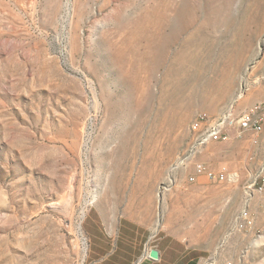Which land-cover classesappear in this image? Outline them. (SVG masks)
Returning <instances> with one entry per match:
<instances>
[{
    "label": "rangeland",
    "instance_id": "obj_1",
    "mask_svg": "<svg viewBox=\"0 0 264 264\" xmlns=\"http://www.w3.org/2000/svg\"><path fill=\"white\" fill-rule=\"evenodd\" d=\"M263 29L264 0H0V264H137L149 247L264 264V193L234 227L264 123H232L264 99ZM200 113L227 139L179 163ZM195 160L228 178L190 182Z\"/></svg>",
    "mask_w": 264,
    "mask_h": 264
},
{
    "label": "built area",
    "instance_id": "obj_2",
    "mask_svg": "<svg viewBox=\"0 0 264 264\" xmlns=\"http://www.w3.org/2000/svg\"><path fill=\"white\" fill-rule=\"evenodd\" d=\"M262 38L264 40V29ZM223 116V115H222ZM221 116L217 118H211L204 113L198 114L191 123V129L195 135L193 145L189 152L184 156L179 163H185L194 158V154L197 151V148L204 145L203 136L206 133V129L212 127L217 122ZM254 118H262V126H254ZM241 129H250L255 133H259L262 130L264 123V99L254 103L250 108V111H245L240 113L239 117L234 120V122ZM230 123V125L232 124ZM227 139V132L221 133L220 136L215 138V141ZM256 142V140H254ZM194 173L188 176V180L193 182L196 180L197 176L207 175L208 178L223 181L228 178V173L224 167H222L217 173L208 172L206 166L200 161L193 162ZM244 193H245V207L239 212L235 217L234 227L236 229L247 228L251 229L253 226V218L250 217L248 210L249 201L256 194L264 193V158L259 164L258 168L251 173L245 184H244ZM149 249H146L142 254V259L147 258ZM139 263V262H138ZM137 263V264H138Z\"/></svg>",
    "mask_w": 264,
    "mask_h": 264
},
{
    "label": "bare ground",
    "instance_id": "obj_3",
    "mask_svg": "<svg viewBox=\"0 0 264 264\" xmlns=\"http://www.w3.org/2000/svg\"><path fill=\"white\" fill-rule=\"evenodd\" d=\"M223 122H224V119H221L217 123H215V125H213L212 127H210L209 130H208V132L203 136V142L206 141L209 138H217L218 137V134L220 132L221 124ZM261 123H262V118H254V126H261ZM83 215H84V213H82V216Z\"/></svg>",
    "mask_w": 264,
    "mask_h": 264
},
{
    "label": "crops",
    "instance_id": "obj_4",
    "mask_svg": "<svg viewBox=\"0 0 264 264\" xmlns=\"http://www.w3.org/2000/svg\"><path fill=\"white\" fill-rule=\"evenodd\" d=\"M153 247H149L148 249L150 250ZM157 249V248H156ZM159 251V259L157 260H153L150 258H143L142 260H140V262L138 264H173V263H169L167 262V260H165V256L163 255V251L161 249H158Z\"/></svg>",
    "mask_w": 264,
    "mask_h": 264
},
{
    "label": "water",
    "instance_id": "obj_5",
    "mask_svg": "<svg viewBox=\"0 0 264 264\" xmlns=\"http://www.w3.org/2000/svg\"><path fill=\"white\" fill-rule=\"evenodd\" d=\"M148 258L153 259V260H157L159 259V251L156 248H151L148 251Z\"/></svg>",
    "mask_w": 264,
    "mask_h": 264
},
{
    "label": "trees",
    "instance_id": "obj_6",
    "mask_svg": "<svg viewBox=\"0 0 264 264\" xmlns=\"http://www.w3.org/2000/svg\"><path fill=\"white\" fill-rule=\"evenodd\" d=\"M190 264H194L193 262H191Z\"/></svg>",
    "mask_w": 264,
    "mask_h": 264
}]
</instances>
